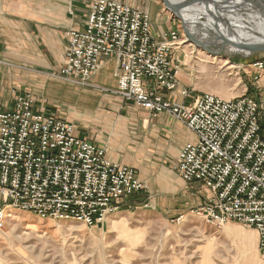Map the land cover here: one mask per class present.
I'll use <instances>...</instances> for the list:
<instances>
[{
    "label": "built area",
    "instance_id": "built-area-1",
    "mask_svg": "<svg viewBox=\"0 0 264 264\" xmlns=\"http://www.w3.org/2000/svg\"><path fill=\"white\" fill-rule=\"evenodd\" d=\"M86 2L87 27L68 34L62 78L86 85L102 60L114 59L119 96L153 116L173 117L194 135L175 171L209 192L199 214L210 224L255 229L264 250V101L205 94L187 104L190 91L177 77L187 43L180 30L155 38L145 12L112 0ZM242 69L264 92V58ZM177 91L185 102L167 98ZM33 105L25 96L13 109L0 106V197L9 204L0 209V229L10 209L93 228L142 191L135 169L113 162L104 149L76 137L72 125Z\"/></svg>",
    "mask_w": 264,
    "mask_h": 264
},
{
    "label": "rangeland",
    "instance_id": "rangeland-1",
    "mask_svg": "<svg viewBox=\"0 0 264 264\" xmlns=\"http://www.w3.org/2000/svg\"><path fill=\"white\" fill-rule=\"evenodd\" d=\"M84 2L88 5L86 0ZM155 3L158 9L164 8L160 0ZM164 11L170 23L176 24L173 29L180 30L186 37L182 32V22L165 8ZM254 23L257 31L262 30L255 19ZM186 39L187 43L181 51L185 56L181 58L180 68L185 65L188 69L184 82V86L190 91L188 104L205 94L232 100L243 95L253 97L258 92L261 101H264V92L258 89L252 76L242 69V66L264 58V53L246 58L238 55H216L197 48L187 37ZM221 48L222 46L216 49ZM91 78L86 85L66 81L80 87V97L66 95L71 101L59 100L56 107L49 112L37 109L36 101L30 94L17 95L12 107H2L13 109L18 97L30 96L34 100L33 107L36 112L72 125L76 136L72 121H76L74 119L79 116H82L80 120L91 118L90 113L94 117L98 116L99 112L96 110L102 107L99 106L102 98H97L93 93L107 96L114 93L95 90L90 85ZM118 90L114 96H119ZM123 101L138 108L133 102ZM120 113L122 116H129L127 113L130 112L121 109ZM80 122L83 121L78 120V124ZM190 185L188 184L187 191L188 205L184 210L166 198H157L164 203L154 204L150 199L153 196L145 192L143 184L142 191L124 198L118 210L109 213L103 222L93 228L77 221L42 220L31 212L10 209V216L0 229V264H264V250L259 246L256 230L234 222L225 226L208 223L199 214V210L205 205L209 192L201 184ZM8 207L9 204L4 203L0 197V209Z\"/></svg>",
    "mask_w": 264,
    "mask_h": 264
},
{
    "label": "crops",
    "instance_id": "crops-1",
    "mask_svg": "<svg viewBox=\"0 0 264 264\" xmlns=\"http://www.w3.org/2000/svg\"><path fill=\"white\" fill-rule=\"evenodd\" d=\"M115 1L147 12L155 37L176 27L170 23L164 8L158 9L156 0ZM88 15L89 7L84 0H0L1 106L10 108L17 95L30 94L37 109L49 112L59 100H70L66 95L80 97V87L59 75L65 66L68 34L83 30ZM184 68L185 65L178 73L183 86L188 70ZM116 69L114 59H104L91 78L90 85L95 90L114 93L111 96L93 93L102 98L99 105L102 107L96 110L98 116L90 113L91 118H77L83 121L80 124L77 119L72 121L76 136L104 148L110 160L135 169L145 192L153 196L150 199L154 204H163V200L157 199L161 197L184 210L188 205V184L175 171V166L183 147L194 142L195 137L173 117L152 116L114 96L118 90ZM167 98L175 103L185 102L178 91ZM121 109L130 112L129 116H122ZM194 185L199 184L190 186Z\"/></svg>",
    "mask_w": 264,
    "mask_h": 264
},
{
    "label": "water",
    "instance_id": "water-1",
    "mask_svg": "<svg viewBox=\"0 0 264 264\" xmlns=\"http://www.w3.org/2000/svg\"><path fill=\"white\" fill-rule=\"evenodd\" d=\"M160 2L166 11L182 22V32L197 48L216 55H238L244 58L264 53V35L254 32L249 27L251 24L255 25L254 19L264 25V0H160ZM232 16L238 17L240 25L232 27L234 21ZM220 24L227 26L230 35H225L221 31ZM196 25L202 28L196 29ZM244 30L255 33V37L250 39L237 34V31ZM220 46L222 48L217 50L216 48Z\"/></svg>",
    "mask_w": 264,
    "mask_h": 264
},
{
    "label": "bare ground",
    "instance_id": "bare-ground-1",
    "mask_svg": "<svg viewBox=\"0 0 264 264\" xmlns=\"http://www.w3.org/2000/svg\"><path fill=\"white\" fill-rule=\"evenodd\" d=\"M195 10V9H194ZM198 10V9H197ZM185 14V13H184ZM233 17V16H232ZM234 18V21H232V27L233 26H238V25H240L239 23V21L237 20V18L238 17H233ZM240 18V17H239ZM255 18V17H254ZM256 20V19H255ZM254 21V20H253ZM256 24V23H255ZM258 25H260V27L262 28V30H260V31H257L256 30V26L255 25H249V27L251 28V29H253L254 30V32H258L259 34H263L264 35V25L263 24H259L258 23ZM198 28H202L201 26H198L197 27V25H196V29H198ZM220 28H222L221 29V31L222 32H224V34L225 35H230V33H229V31H227L228 30V28H227V26H225V25H222V24H220ZM237 34L239 35V36H244L245 35V37H250V39H252L251 37H255V33H253V32H251V31H248V32H246L245 30L244 31H237ZM203 36H204V34H203ZM202 36V37H203ZM239 38V37H238ZM232 39H235V38H232ZM196 48V47H195ZM197 49V48H196ZM229 64V63H228Z\"/></svg>",
    "mask_w": 264,
    "mask_h": 264
},
{
    "label": "trees",
    "instance_id": "trees-1",
    "mask_svg": "<svg viewBox=\"0 0 264 264\" xmlns=\"http://www.w3.org/2000/svg\"><path fill=\"white\" fill-rule=\"evenodd\" d=\"M258 94H259V93L256 92V95H253V97H254L257 101H260V100H261V98H260L261 95H258Z\"/></svg>",
    "mask_w": 264,
    "mask_h": 264
}]
</instances>
